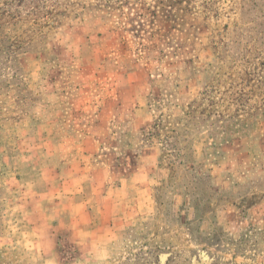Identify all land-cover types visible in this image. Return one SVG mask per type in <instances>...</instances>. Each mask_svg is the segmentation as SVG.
I'll return each instance as SVG.
<instances>
[{
  "label": "rangeland",
  "instance_id": "374dc122",
  "mask_svg": "<svg viewBox=\"0 0 264 264\" xmlns=\"http://www.w3.org/2000/svg\"><path fill=\"white\" fill-rule=\"evenodd\" d=\"M235 92L264 101V0H0V264H264Z\"/></svg>",
  "mask_w": 264,
  "mask_h": 264
},
{
  "label": "trees",
  "instance_id": "16d2710c",
  "mask_svg": "<svg viewBox=\"0 0 264 264\" xmlns=\"http://www.w3.org/2000/svg\"><path fill=\"white\" fill-rule=\"evenodd\" d=\"M263 83L249 84L250 89L248 91H256L262 86ZM211 89L212 85H209L202 93L201 99L199 102L201 104L207 103L208 107H216L219 104V100H214L211 97ZM258 95L255 93H250L247 97V93H238L231 95L232 98L227 100L223 99L220 105L225 107L224 111L227 110L228 114H219L218 117H222L225 122H231V124H225L226 130L224 131V135L229 138L232 133L233 136H244L249 132V129L254 124L255 118L259 115L264 114V101L257 99L253 100V97H257ZM221 107V106H219ZM231 107V109H228ZM209 113V109L207 110ZM204 114V113H203ZM188 115V113H187ZM207 115V114H206ZM229 131V132H228ZM231 132V133H230Z\"/></svg>",
  "mask_w": 264,
  "mask_h": 264
}]
</instances>
